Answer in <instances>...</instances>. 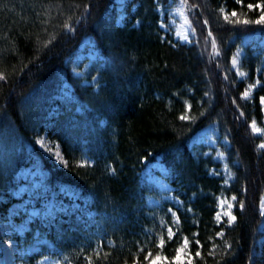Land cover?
<instances>
[{"label": "trees", "instance_id": "trees-1", "mask_svg": "<svg viewBox=\"0 0 264 264\" xmlns=\"http://www.w3.org/2000/svg\"><path fill=\"white\" fill-rule=\"evenodd\" d=\"M170 1L176 0H124L118 25L116 0H0V73L6 76L0 81V220L10 219L20 200L12 193L17 173L34 161L46 175L41 195L30 202L48 207L55 195L72 209L51 208L30 222L19 246L35 233L45 242L19 257L23 264L47 257L88 264L86 256L92 264H148L157 255L166 264H264L262 54L244 48L245 80L232 69L243 38L264 37V25L251 22L260 10L248 8L262 0H180L194 32L191 44L161 26ZM86 38L103 62L88 85L72 74ZM255 82L260 85L245 99ZM63 88L70 98L58 97ZM253 122L262 136L253 134ZM210 125L224 165L189 146ZM42 136L60 148L64 165L37 149ZM157 161L169 172L174 200L165 201L163 222L145 204L148 197L159 201L160 193L142 179ZM223 166L232 175L228 185ZM61 187L73 196L62 197ZM222 196L232 200V222L217 220ZM185 238L188 259L180 263L175 257Z\"/></svg>", "mask_w": 264, "mask_h": 264}, {"label": "rangeland", "instance_id": "rangeland-1", "mask_svg": "<svg viewBox=\"0 0 264 264\" xmlns=\"http://www.w3.org/2000/svg\"><path fill=\"white\" fill-rule=\"evenodd\" d=\"M171 4L170 10L168 13V19L166 24H161L162 28L167 31L170 29L173 38L184 44H191L194 38V32L190 20L188 19L187 13L184 9V6L180 0L170 1ZM116 11L117 19L116 23L118 25L123 24L124 19V0H116ZM249 47L251 50H254L255 53L262 54V65L260 67V73L264 77V37L259 38L257 34L247 35L243 38L241 46L236 51L233 59H236L235 66L233 65L232 59V69L238 76V79L245 80L246 74L241 70L240 63L244 55V48ZM102 57L99 55L98 51L93 47L90 39H84L78 46V50L72 60V74L75 77L82 78L84 84H93L96 78L88 80L90 72L94 68L102 67ZM260 85V82H255L254 85H247L245 92H248V96L244 98L249 99L252 97L255 88ZM65 86V85H64ZM63 86V87H64ZM250 89V91H249ZM244 92V93H245ZM60 99L70 98V93L66 89H61L60 94L58 95ZM264 97V96H262ZM262 113H263V125H264V105L261 104ZM78 111L80 109H77ZM251 130L254 135L262 136V129L256 124L253 126L251 124ZM219 136L215 125H210L205 129L199 131L189 142V146L192 148L193 152L197 155L211 156L212 159L221 164H225V158L223 153L218 147ZM225 143V141H223ZM264 144L260 142L259 145ZM258 145V147H259ZM36 147L42 153H46L51 156L58 165H64L65 161L61 154L60 148L58 146H52L51 143L46 139L45 136L40 137L36 140ZM264 152V148H260ZM83 163L86 161L83 160ZM221 175L225 178V185H228L232 181V175L228 172L227 168L223 166L221 169ZM46 172L42 169L41 165L34 161L28 167H25L17 173L16 179L18 181L17 187L13 190V195L20 200L15 203L11 210L10 219L0 220V251L1 258L0 264H23L19 257L29 255L34 251L38 250L40 245L44 243V239L37 236L35 233L30 244H23L19 246L18 238L24 236L26 231L29 229L30 222L36 217L39 216L41 219L44 217V214L48 212L51 208L53 211L65 212L71 205L62 198H57L55 195L51 196V200L48 207H44V202H41L42 206H35V203H31L32 197H39L41 195V190L43 183L45 181ZM169 172L165 169L164 165L157 161L153 164H150L143 174V181L145 184L152 186L160 193L159 201L153 197H148L145 201L146 206L151 210V215L153 218L158 219V222L166 221V214L162 215V208L164 207L165 201L174 202L170 192L172 191L171 185L169 183ZM58 194H61L62 197H72V192L65 189L64 187L59 188ZM76 199V198H74ZM72 203V202H71ZM177 203V202H176ZM72 204H75L72 203ZM229 204L232 205V200L225 198L224 196L217 199L218 212L216 217L219 215L218 221L223 217L229 219V213L231 214V208ZM158 209V210H156ZM170 211V210H168ZM25 216L22 221H15L14 216L18 214H24ZM169 213V212H168ZM260 213L264 217V195L261 199ZM173 219V218H172ZM232 222V221H230ZM161 224V223H158ZM162 225V224H161ZM163 226V225H162ZM99 227L96 225V230ZM50 246V245H49ZM184 250L180 253V259L177 260L180 263L185 262L187 258V252L184 246ZM177 256V255H176ZM161 259L156 261V264H166L164 257L160 256ZM152 260V259H151ZM151 260L148 264H151ZM37 264H62L58 258H43L37 262Z\"/></svg>", "mask_w": 264, "mask_h": 264}, {"label": "snow or ice", "instance_id": "snow-or-ice-1", "mask_svg": "<svg viewBox=\"0 0 264 264\" xmlns=\"http://www.w3.org/2000/svg\"><path fill=\"white\" fill-rule=\"evenodd\" d=\"M185 2H186V0H185ZM237 3H242V0H237ZM248 8H249L250 10H253V9H259V10H260V15H259V17H258L256 20L251 21V22L256 23V24L264 25V0H262L261 3H257V4H255V5H253V4H249V5H248ZM221 11L223 12V9H221ZM231 15H232V16H236L237 13H236V12H232ZM225 19H226V20L228 19L227 15L225 16ZM249 22H250V21H248V20H245V21H244V23H246V24L249 23ZM205 24H207V21H205ZM65 28H68V25H67V24H65ZM209 36H211V33H209ZM45 46H46V45H45ZM212 46H213V48H215V41H213ZM235 64H236V59L234 58V59H233V65L235 66ZM4 80H6V76H5L4 74L0 73V81H4ZM249 91H250V89H249ZM244 96H245V97L248 96V92H247V91L244 93ZM260 102H261L262 105H264V97H261V98H260ZM181 119H186V117H185V116H181ZM254 125H255V122H253V126H254ZM259 147H260V148H264V144L259 145ZM232 199H233V201H235V200H236V197H232ZM240 206H241V208L243 207V202H242V201L240 202ZM231 207H232V205L229 204V208H231ZM173 216L175 217V213H173ZM217 218L219 219V215H218ZM229 218H230V221H234V220H235V216H232L230 213H229ZM177 222H178V221H177ZM168 231H169V238L171 239V237H172V235H173V233H172V229L170 228ZM219 235H223V232L219 233ZM164 243H165V241H164V239L161 237V239H160V241H159V246H160V247H163ZM198 243H199V242L197 241V244H198ZM187 246H188V240H187V238H185V241H184V248H187ZM183 250H184L183 248H178V249H177V256L175 257L176 260H179V259H180V253L183 252ZM96 255H97V258H99V254H98V252L96 253ZM105 255H107V254H105ZM200 255H201L200 251L197 250L196 253H195V256H196V257H200ZM151 256H152V254H151V253H148V254L145 256V260H148L149 257H151ZM159 259H161V257H160L159 255H157L156 257H153L152 260H151V264H156V261L159 260ZM164 259H166V258H164ZM85 260L88 261V264H92V259H91L90 256H86V257H85ZM137 264H139V262H137ZM188 264H192V260H191V259L188 260Z\"/></svg>", "mask_w": 264, "mask_h": 264}]
</instances>
